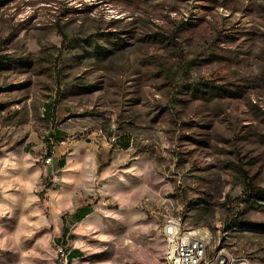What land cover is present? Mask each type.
<instances>
[{
    "label": "rangeland",
    "instance_id": "obj_1",
    "mask_svg": "<svg viewBox=\"0 0 264 264\" xmlns=\"http://www.w3.org/2000/svg\"><path fill=\"white\" fill-rule=\"evenodd\" d=\"M251 187L264 0H0V264H161L173 220L264 264Z\"/></svg>",
    "mask_w": 264,
    "mask_h": 264
},
{
    "label": "built area",
    "instance_id": "obj_2",
    "mask_svg": "<svg viewBox=\"0 0 264 264\" xmlns=\"http://www.w3.org/2000/svg\"><path fill=\"white\" fill-rule=\"evenodd\" d=\"M51 160V155H49L47 162ZM163 232H166L167 236V258H162V260H169V264H227L223 256L209 257L207 252L210 240L187 238L178 221L165 223ZM62 247L65 248L66 253L62 264H68L70 250L66 246Z\"/></svg>",
    "mask_w": 264,
    "mask_h": 264
},
{
    "label": "trees",
    "instance_id": "obj_3",
    "mask_svg": "<svg viewBox=\"0 0 264 264\" xmlns=\"http://www.w3.org/2000/svg\"><path fill=\"white\" fill-rule=\"evenodd\" d=\"M46 111H50L52 108L51 104H48L46 107ZM59 133H61V131L59 130H55L54 131V135L55 137H59L57 136ZM129 145V144H128ZM65 164V159L61 158V160H59L58 165L59 166H64ZM251 190L248 192L247 196L243 199V201H248L250 203V206L253 208H258V206L264 205V189L263 190H259V189H255V188H250ZM94 212L93 208L90 206L87 207H83L81 209H79V211H77L72 217L76 220V221H81L83 220L87 215H89L90 213ZM235 223L234 221L231 222ZM66 232H64L62 240H61V245L62 246H66ZM81 256V252L78 249H74L71 250L68 254V264L71 263L72 258L74 257H79ZM162 261V260H161Z\"/></svg>",
    "mask_w": 264,
    "mask_h": 264
},
{
    "label": "bare ground",
    "instance_id": "obj_4",
    "mask_svg": "<svg viewBox=\"0 0 264 264\" xmlns=\"http://www.w3.org/2000/svg\"><path fill=\"white\" fill-rule=\"evenodd\" d=\"M171 221H168L167 223H170ZM187 238L189 239H197V240H208V238L204 235H198L196 232L193 231H184ZM163 235L166 239V243H167V236H166V232H163ZM167 246V245H166ZM163 258H167V249L165 250V254ZM161 264H169V260H162Z\"/></svg>",
    "mask_w": 264,
    "mask_h": 264
},
{
    "label": "crops",
    "instance_id": "obj_5",
    "mask_svg": "<svg viewBox=\"0 0 264 264\" xmlns=\"http://www.w3.org/2000/svg\"><path fill=\"white\" fill-rule=\"evenodd\" d=\"M57 136H63V132L59 133ZM127 145H128V144H127ZM76 258H79V257H74V258H72V260H71V263H70V264H73V262H74V259H76Z\"/></svg>",
    "mask_w": 264,
    "mask_h": 264
}]
</instances>
